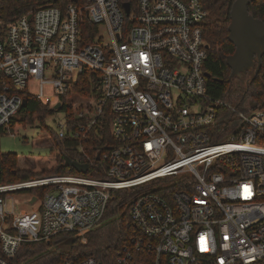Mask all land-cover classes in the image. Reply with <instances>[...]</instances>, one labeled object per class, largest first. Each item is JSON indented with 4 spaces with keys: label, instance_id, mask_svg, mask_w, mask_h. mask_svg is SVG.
<instances>
[{
    "label": "built area",
    "instance_id": "1",
    "mask_svg": "<svg viewBox=\"0 0 264 264\" xmlns=\"http://www.w3.org/2000/svg\"><path fill=\"white\" fill-rule=\"evenodd\" d=\"M5 1L0 130L24 105L19 92L32 93L29 81L47 73L35 95L51 83L62 107L71 93L74 114L64 111L55 131L76 143L75 161L88 171L0 183V264H18L24 244L59 234L85 242L114 192L135 187L134 230L118 264H264V98L239 106L208 92L205 0H137L133 9L122 0H32L10 22ZM85 70L100 73V97L73 90ZM72 118L82 122L73 128Z\"/></svg>",
    "mask_w": 264,
    "mask_h": 264
},
{
    "label": "trees",
    "instance_id": "2",
    "mask_svg": "<svg viewBox=\"0 0 264 264\" xmlns=\"http://www.w3.org/2000/svg\"><path fill=\"white\" fill-rule=\"evenodd\" d=\"M130 2L132 9L136 6L137 0H122ZM235 0H205L204 4L208 10V16L204 22V33L209 45L208 57L205 62V69L209 74L207 79L208 92L216 97L232 101L234 104L243 106L246 102L258 103L264 98V55L262 56L261 67L256 74V68H251L239 76L231 78V67L228 64V57L235 52V45L229 40V24L231 21V9ZM2 10L6 21H13L17 16L26 12L32 6V0H6ZM249 13L255 18L264 21V0H255L249 4ZM85 28L96 31V26L87 21ZM93 41L92 38L85 40L86 43ZM100 73L85 70L79 76V80L73 86V90L79 94L97 98L102 93L100 85ZM26 103L21 107L10 123V129L16 125H33L37 117L40 125H44L50 131L56 146L61 148L60 158L56 170H45V173H77V171L65 164L64 157L75 160L77 152L74 148L76 143L67 138H59L55 130L45 124V118L53 115L57 109L51 104L44 102L27 88L21 90ZM71 93L61 95L60 100L63 106L62 111L70 112L73 116L74 110L66 105ZM70 119L69 126L75 128L78 123ZM6 129L0 130V138ZM107 140L111 142L110 128L107 123ZM97 168L102 166L99 161L95 162ZM0 183L27 180L38 175L33 168H22L18 165L16 153L3 152L0 145ZM88 175L102 178L105 173H97L90 169ZM141 192L139 187L121 189L114 192L110 200L103 222L86 234V241L74 237L71 233L59 234L49 242L24 244L16 256L18 264H54L67 259L81 261L87 257H96L101 264H118L116 261L117 251L128 241L134 227L130 223L129 207L131 201Z\"/></svg>",
    "mask_w": 264,
    "mask_h": 264
},
{
    "label": "rangeland",
    "instance_id": "3",
    "mask_svg": "<svg viewBox=\"0 0 264 264\" xmlns=\"http://www.w3.org/2000/svg\"><path fill=\"white\" fill-rule=\"evenodd\" d=\"M102 34L105 36L106 42L110 41L105 28H102ZM45 76L46 77L43 79L38 78L29 81V90L33 94L38 95L40 93L42 80L51 79L49 74L46 73ZM42 100H50L49 103L53 108L58 103L57 92L51 83H44ZM72 101L74 104L80 102L78 99H73ZM75 108L77 109V107ZM80 110H82V108L78 109V111ZM35 120L36 121L33 125L18 124L13 129L6 130L5 134L0 138L1 150L5 153H16L18 156L19 167L33 168L34 171L37 172L38 175H35L30 179L42 178L59 173H45V170H56V165L61 152V148L56 146L47 127L44 125L41 126L37 117H35ZM63 120H65V112L59 109L53 115L47 116L44 121L49 128L55 130L58 128V124ZM39 203L40 202L34 206L24 204V207L28 210H32L36 208Z\"/></svg>",
    "mask_w": 264,
    "mask_h": 264
},
{
    "label": "water",
    "instance_id": "4",
    "mask_svg": "<svg viewBox=\"0 0 264 264\" xmlns=\"http://www.w3.org/2000/svg\"><path fill=\"white\" fill-rule=\"evenodd\" d=\"M253 1L255 0H235L231 9L228 38L235 45V52L227 59L232 70L231 78L255 68L256 64V74H258L261 67L262 56L264 55V21L249 13L248 7ZM124 7L129 13L130 4L125 2ZM25 103L26 100L23 104L25 105ZM54 108L59 110L61 108L60 102ZM64 161L68 167L77 172L86 173L88 171L87 164H81L68 156L64 157Z\"/></svg>",
    "mask_w": 264,
    "mask_h": 264
}]
</instances>
